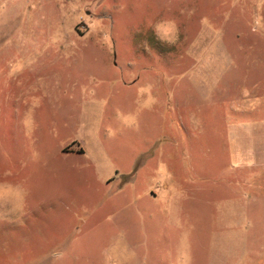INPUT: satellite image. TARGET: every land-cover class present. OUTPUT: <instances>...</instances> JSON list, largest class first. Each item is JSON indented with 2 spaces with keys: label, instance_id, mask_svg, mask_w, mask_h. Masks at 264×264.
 <instances>
[{
  "label": "rangeland",
  "instance_id": "obj_1",
  "mask_svg": "<svg viewBox=\"0 0 264 264\" xmlns=\"http://www.w3.org/2000/svg\"><path fill=\"white\" fill-rule=\"evenodd\" d=\"M0 264H264V0H0Z\"/></svg>",
  "mask_w": 264,
  "mask_h": 264
},
{
  "label": "crops",
  "instance_id": "obj_2",
  "mask_svg": "<svg viewBox=\"0 0 264 264\" xmlns=\"http://www.w3.org/2000/svg\"><path fill=\"white\" fill-rule=\"evenodd\" d=\"M66 151H67V152H72V151H75V148H67Z\"/></svg>",
  "mask_w": 264,
  "mask_h": 264
}]
</instances>
